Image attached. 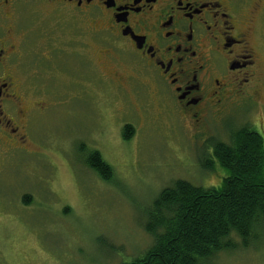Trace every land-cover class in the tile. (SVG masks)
<instances>
[{"label": "rangeland", "instance_id": "1", "mask_svg": "<svg viewBox=\"0 0 264 264\" xmlns=\"http://www.w3.org/2000/svg\"><path fill=\"white\" fill-rule=\"evenodd\" d=\"M241 1L259 30L256 92L215 104L201 125L161 96L127 50L105 44L102 23H83L71 9L70 48L49 53L48 38L63 29L34 18L20 26L33 44H24V66L14 71L25 114L9 109L17 130L0 129V264L130 262L153 242L143 224L164 187L177 179L220 186L229 170L217 160L211 170L200 164L212 144L230 142L243 127L264 139V0ZM79 33L84 45L75 43ZM126 121L130 139L122 135ZM93 151L112 166V181L87 165ZM257 235L246 248L233 236L238 246L205 264H264V229Z\"/></svg>", "mask_w": 264, "mask_h": 264}, {"label": "flooded vegetation", "instance_id": "2", "mask_svg": "<svg viewBox=\"0 0 264 264\" xmlns=\"http://www.w3.org/2000/svg\"><path fill=\"white\" fill-rule=\"evenodd\" d=\"M243 7L241 0H0V129L6 133L16 122L9 109H17L18 119L25 114L19 106L22 82L14 71L24 66V44L33 42L22 40L20 26L33 18L51 22L63 31L48 38V53L70 48L65 27L71 9L83 23H102L105 44L127 50L161 96L201 125L215 104L256 92L259 30L254 12ZM76 38L85 44L82 34ZM129 125L122 123L123 132Z\"/></svg>", "mask_w": 264, "mask_h": 264}, {"label": "trees", "instance_id": "3", "mask_svg": "<svg viewBox=\"0 0 264 264\" xmlns=\"http://www.w3.org/2000/svg\"><path fill=\"white\" fill-rule=\"evenodd\" d=\"M133 129L124 128L126 139ZM216 160L230 172L220 186L206 188L177 179L158 193L143 224L152 244L122 264H205L219 252L236 248L233 236L240 246L251 245L264 229V139L243 127L232 133L230 142L215 141L211 156L200 164L211 170ZM86 163L112 181L113 168L100 152H91Z\"/></svg>", "mask_w": 264, "mask_h": 264}]
</instances>
